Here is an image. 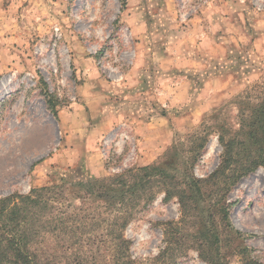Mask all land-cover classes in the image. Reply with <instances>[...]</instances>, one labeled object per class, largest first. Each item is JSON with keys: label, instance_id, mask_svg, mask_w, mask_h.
I'll use <instances>...</instances> for the list:
<instances>
[{"label": "rangeland", "instance_id": "1", "mask_svg": "<svg viewBox=\"0 0 264 264\" xmlns=\"http://www.w3.org/2000/svg\"><path fill=\"white\" fill-rule=\"evenodd\" d=\"M263 100L264 0H0V199L154 164L198 181L193 220L164 193L139 209L136 264H207L192 237L157 258L170 224L196 236L212 222L225 261L247 247L264 262V167L242 168ZM222 139L241 163L215 180Z\"/></svg>", "mask_w": 264, "mask_h": 264}, {"label": "trees", "instance_id": "2", "mask_svg": "<svg viewBox=\"0 0 264 264\" xmlns=\"http://www.w3.org/2000/svg\"><path fill=\"white\" fill-rule=\"evenodd\" d=\"M249 127L247 135L258 147L256 151L244 148L248 157L253 156L243 164L247 172L264 167V100L257 105ZM222 144L224 155L212 176L215 180L240 166L233 164L241 163L235 160L240 156L235 152L236 142L222 139ZM177 166L154 164L105 179L57 182L34 188L28 195L0 199V264H136L129 256L131 242L125 231L140 208L164 193L167 201L178 199L184 223L195 218L202 192L197 188L198 181ZM224 199L218 197L215 203H220L229 224ZM202 232L184 236L181 229L170 224L165 229L168 247L157 261L165 259L170 251L169 259H174L180 249L175 245L181 246L192 237L191 248L207 264H229L221 254L220 231L215 223H206ZM231 232L240 239L244 235L238 229ZM239 254L242 264H264L249 256L247 247Z\"/></svg>", "mask_w": 264, "mask_h": 264}]
</instances>
